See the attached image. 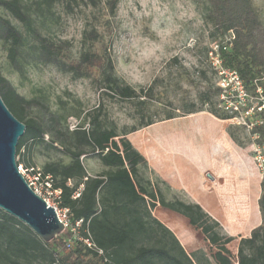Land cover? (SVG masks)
I'll return each mask as SVG.
<instances>
[{
    "label": "trees",
    "instance_id": "16d2710c",
    "mask_svg": "<svg viewBox=\"0 0 264 264\" xmlns=\"http://www.w3.org/2000/svg\"><path fill=\"white\" fill-rule=\"evenodd\" d=\"M53 1L47 0L49 4ZM206 1L209 6L205 21L213 28L211 41L219 42L224 64L236 69L247 87L254 89L255 80L264 77V26L253 0ZM118 3L119 0L108 1L112 14ZM0 9L35 30L33 19L21 0H0ZM231 34L233 39L226 41L225 37ZM86 35L89 38L99 36L96 30L88 31ZM37 40L39 53L45 59L58 62L61 69L78 75L96 74V81L121 99H138L149 94L115 75L114 63L107 50L104 54L86 50L78 61L65 62L60 59L64 55L61 46L41 36ZM0 41L8 46L12 65L21 70L17 57L21 54L24 37L19 28L2 14ZM197 73L205 76L204 70ZM260 83L264 85V81ZM212 93L217 96L214 84L201 93L203 105L213 100ZM0 95L13 115L26 126L17 145V155H21L27 165L33 164L31 147L36 144H45L47 148L69 156L68 163L51 161L42 168L54 176L55 187L62 189V206L70 208L74 219H83L81 232L86 235L85 229H88L95 245L107 258L104 261L97 249L82 243H76L68 250V232L46 243L22 221L0 209V264H213L203 246L188 253L172 231L153 216L151 209L156 202L186 217L190 225L202 233L203 243L216 248L213 253L215 264H234L227 245L235 237L224 233L217 219L196 202L175 198L166 200L158 184L145 177L147 160L127 135L154 124V120L147 119L141 127L120 133L116 126L104 125L101 105L89 119L87 127L80 122L70 129L68 123L60 125L57 117L46 119L44 113L31 115L33 100L20 95L1 74ZM214 108L191 105L185 114L206 110L222 120L228 119ZM175 117L170 113L166 119ZM258 130L261 133L259 142L264 144V125ZM228 133L237 143L236 133L231 129ZM88 154L96 155L107 170L89 175L82 160ZM80 185H83L81 195L73 198ZM258 206L261 223L251 230L249 236L240 238L236 264H264V178ZM146 241L155 244L146 245Z\"/></svg>",
    "mask_w": 264,
    "mask_h": 264
},
{
    "label": "rangeland",
    "instance_id": "374dc122",
    "mask_svg": "<svg viewBox=\"0 0 264 264\" xmlns=\"http://www.w3.org/2000/svg\"><path fill=\"white\" fill-rule=\"evenodd\" d=\"M108 1L54 0L49 4L47 0H21L33 19L35 30L0 9V14L12 21L24 37L21 54L17 57L21 70L12 65L8 46L0 41V74L20 95L33 100L30 114L44 113L46 119L57 117L60 125L68 123L71 129L80 122L87 127L89 119L103 105L101 119L105 126H116L123 133L152 119L155 123L149 129H153L154 133L159 129L162 133L175 129L177 123L186 129L188 123H184L191 117L185 111L191 105L214 108V93L211 102L203 105L201 101V93L209 90L211 84L215 85V74L207 54L213 42V28L205 21L209 6L207 1L119 0L114 14L109 10ZM253 3L264 26V0H253ZM91 30L97 31L98 38L86 35ZM38 36L61 46L64 55L60 59L65 62L78 61L86 50L98 54L107 50L114 63L115 75L149 94L138 99H121L97 82L96 74L84 76L61 69L58 62L47 60L39 53ZM198 70H204L205 76H200ZM170 113L179 118L166 119ZM222 125L236 133L239 155L262 179L264 173L255 163L251 137L228 121ZM219 128L213 127L215 131ZM142 129L131 132L129 138L143 133L153 136L154 133H148V129ZM188 129L191 127L188 126ZM31 157L33 164L41 168L51 161H70L69 156L47 148L45 144L32 146ZM82 160L87 172L92 175L107 170L94 154L83 156ZM152 181L155 185L159 184L155 178ZM248 196L252 200L211 203L222 213L219 220L223 222L224 233L235 237L227 245L234 264L237 263L240 238L249 236L251 230L261 223L258 183L254 193ZM201 235L200 231L192 229V242L200 247L202 244L210 261L215 264L213 253L216 248L203 243ZM145 244L155 243L146 241Z\"/></svg>",
    "mask_w": 264,
    "mask_h": 264
},
{
    "label": "crops",
    "instance_id": "0c3cea01",
    "mask_svg": "<svg viewBox=\"0 0 264 264\" xmlns=\"http://www.w3.org/2000/svg\"><path fill=\"white\" fill-rule=\"evenodd\" d=\"M186 115L191 118L184 124L188 123L191 129L188 126L186 129L181 128L182 125L177 123L175 129L162 133L158 129L156 133L159 135H155L154 130L149 129L150 125L143 129L154 133L152 137L143 133L129 138L130 133L127 138L147 160L145 177L158 180V188L166 200L175 198L196 202L223 226V222L219 220L222 213L211 203L252 200L248 195L254 193L257 183L261 194L262 179L239 155L237 144L222 125L225 120L206 110ZM214 126L222 129L215 131ZM208 174L213 179H206ZM151 212L172 231L188 253L200 248L192 242V229L195 228L186 217L161 206L159 202H156ZM201 236L203 242V235Z\"/></svg>",
    "mask_w": 264,
    "mask_h": 264
},
{
    "label": "built area",
    "instance_id": "2783aa9c",
    "mask_svg": "<svg viewBox=\"0 0 264 264\" xmlns=\"http://www.w3.org/2000/svg\"><path fill=\"white\" fill-rule=\"evenodd\" d=\"M233 37L231 34L225 39L231 41ZM209 58L217 88L215 109L228 116L225 121L243 128L248 133L252 139L255 163H258V167L264 173V144L259 142L261 133L258 130L264 125V85L260 83L264 81V77L255 80L254 89L248 88L239 72L224 64L218 41L210 44ZM16 160L18 170L28 185L47 202L48 206L55 209L59 220L64 224L63 233H69L66 248L69 250L76 243H82L89 248L97 249L104 261H107L104 251L95 245L88 229H85L86 235L81 232L83 219H74L70 208L62 206L63 191L55 187L54 176L51 173H45L43 168L37 165H27L21 155H17ZM68 183L72 185L73 182L69 180ZM82 189L83 185H80L74 192L73 198H78Z\"/></svg>",
    "mask_w": 264,
    "mask_h": 264
},
{
    "label": "water",
    "instance_id": "95a60500",
    "mask_svg": "<svg viewBox=\"0 0 264 264\" xmlns=\"http://www.w3.org/2000/svg\"><path fill=\"white\" fill-rule=\"evenodd\" d=\"M25 124L9 110L0 95V209L27 225L42 241L65 231L55 209L37 195L17 167V145ZM208 178L213 176L208 174Z\"/></svg>",
    "mask_w": 264,
    "mask_h": 264
}]
</instances>
